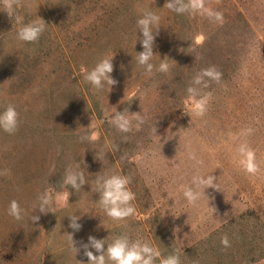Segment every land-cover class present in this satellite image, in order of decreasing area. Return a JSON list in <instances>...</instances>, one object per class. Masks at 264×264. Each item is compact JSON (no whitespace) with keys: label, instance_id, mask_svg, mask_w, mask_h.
Segmentation results:
<instances>
[{"label":"rangeland","instance_id":"374dc122","mask_svg":"<svg viewBox=\"0 0 264 264\" xmlns=\"http://www.w3.org/2000/svg\"><path fill=\"white\" fill-rule=\"evenodd\" d=\"M165 2L0 0V109L14 105L20 120L14 134L0 129V264H80L90 235L111 243L121 234L166 255L182 249L181 264H264V0H205L224 13L223 25L177 15ZM10 3L25 23L39 16L48 24L37 42L18 40L19 26L6 13ZM145 9L162 18L154 46L160 56L152 63L158 67L165 57L168 73L147 74L136 63L143 51L136 21ZM106 55H114L110 92L84 80ZM213 66L221 79L205 89L212 100L198 117L186 89ZM111 106L140 112L145 122L121 133L107 119ZM90 123L95 127L86 128ZM249 127L257 175L234 163L240 133ZM89 130L98 139L82 142ZM189 153L203 161V174L218 178L222 192L208 190L216 211L205 198L189 204L182 196L181 184L195 171ZM99 154L106 155L99 161ZM76 164L88 185L77 193L69 187V203L55 214L34 213L37 197L63 190L64 171ZM98 172L130 177L135 215L114 220L103 212L93 183ZM12 200L25 209L21 221L7 214ZM33 214L41 215L38 223L30 221ZM73 215L82 216L78 232L68 227Z\"/></svg>","mask_w":264,"mask_h":264},{"label":"clouds","instance_id":"9594fccd","mask_svg":"<svg viewBox=\"0 0 264 264\" xmlns=\"http://www.w3.org/2000/svg\"><path fill=\"white\" fill-rule=\"evenodd\" d=\"M163 7L175 12L177 15L203 16L217 25H223L225 22L224 13L209 7L205 0H166ZM6 13L9 17H14L15 23L19 26L16 35L18 40L22 42H37L48 25L39 16H37V19L25 23L24 17L15 12L11 3L8 5ZM161 19L158 12L145 9L136 21L139 33L142 35V38H139V42L143 51L138 52L135 59L136 63L147 74H151L154 68L160 73H168L170 70V65L165 57L163 59L160 58L161 62L158 67L152 63L153 58L159 55L154 53V46L160 32ZM203 39L204 37L200 36L198 42H202ZM113 58L114 55H106L101 58L91 70L85 72V82L97 90H102L107 85L110 92L111 87L116 83L111 75L114 71ZM220 79L221 73L214 66L202 69L192 78L190 85L186 89L191 114L198 117L205 115L212 100V92L205 91V89L209 88L211 81L218 82ZM107 119L121 133H129L133 128L139 130L145 122L144 116L140 112H130L129 109L127 112L125 109L118 111L116 106L110 107V114ZM19 123V113L14 105L9 104L7 107L0 109V129L4 132L14 134L19 127ZM94 127L95 125L90 123L86 128L91 129ZM153 131L163 143L162 137L157 135V127ZM253 131L250 127L242 130L240 133L242 139L237 144L234 153V163L237 168L249 175H257L261 172L255 150L251 148L246 139V137L252 135ZM80 139L82 142H94L98 139V134L89 130ZM105 155L99 154L95 159L100 161ZM188 158L195 162V171L187 184H181L182 196L189 204H195L200 199L205 198L209 207H212L210 202L215 197L208 190L222 192L218 178L212 173L203 174L199 170L203 165V161L199 160L194 153H189ZM88 183L84 172L80 170L79 164L65 169L59 182L60 188L63 190H53L51 192L46 190L40 194L33 205L34 213L38 211L43 215L49 212L55 214L56 210L65 207L69 203V197L72 195V192L67 190L69 187L77 193ZM93 183L95 184V191L99 194L98 203L108 217L114 220H123L136 214V208L132 203L135 200V193L130 188V177L123 174L100 175L98 172ZM7 214L15 220L21 221L24 218L25 209L21 207L18 201L12 200L8 205ZM81 218L82 216L76 215L69 217L70 223L68 227L73 232H78L82 229L83 225L78 223ZM40 219L41 215L37 214H33L30 217L32 223H38ZM223 221L228 222L226 219ZM68 236L77 255L80 252V248L75 246L73 234L68 233ZM221 243L228 247V238L226 236L222 238ZM81 247L83 255L87 259L86 261H79L80 264H157V261H159V264H181L180 253L182 249H174L171 253L163 255L161 250L151 242L142 238L132 239L127 234L115 237L111 243H108L106 238L98 239L90 235L87 242L82 243Z\"/></svg>","mask_w":264,"mask_h":264},{"label":"trees","instance_id":"16d2710c","mask_svg":"<svg viewBox=\"0 0 264 264\" xmlns=\"http://www.w3.org/2000/svg\"><path fill=\"white\" fill-rule=\"evenodd\" d=\"M163 255H166L165 253Z\"/></svg>","mask_w":264,"mask_h":264}]
</instances>
